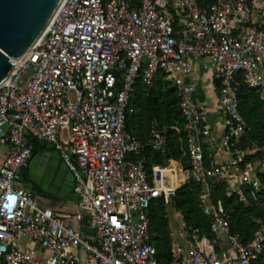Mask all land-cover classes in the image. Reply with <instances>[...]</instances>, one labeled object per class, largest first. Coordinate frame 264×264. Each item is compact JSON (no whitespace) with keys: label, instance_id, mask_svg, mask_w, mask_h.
<instances>
[{"label":"built area","instance_id":"2783aa9c","mask_svg":"<svg viewBox=\"0 0 264 264\" xmlns=\"http://www.w3.org/2000/svg\"><path fill=\"white\" fill-rule=\"evenodd\" d=\"M202 59L216 68L226 119L220 142L231 152L225 164L206 161L208 107L187 81ZM10 62L0 87V264H79L76 248L97 264H159L149 208L157 199L171 205L190 177L205 187L210 235L191 228L189 252L176 244L168 264H253L262 254L264 231L245 242L209 195L211 183L228 182L230 172L241 183L228 185L230 193L248 188L256 198L263 189L264 163L245 162L240 148L249 125L238 92L241 76L264 99V0H65L39 41ZM159 72L179 97L188 169L174 159L148 166L147 147L163 150L165 134L153 125L143 141L126 128L139 81L152 86ZM33 138L58 151L73 174L77 217L89 218L97 244L23 186Z\"/></svg>","mask_w":264,"mask_h":264},{"label":"trees","instance_id":"16d2710c","mask_svg":"<svg viewBox=\"0 0 264 264\" xmlns=\"http://www.w3.org/2000/svg\"><path fill=\"white\" fill-rule=\"evenodd\" d=\"M214 1L198 0L201 6ZM216 83L219 87V83ZM238 96L240 111L249 125V130L240 144V148L246 150L245 162L264 163V99L260 97L259 91L250 88L241 76ZM130 106L134 111L127 117V130L141 140L147 141L151 127L156 125L167 138L163 150L154 151L147 147L148 166L154 163L165 164L169 159H174L182 168H190V151L179 97L175 87L166 79L165 73L159 72L152 86H147L140 80L135 93L131 96ZM205 158L208 163L212 160L206 146ZM259 178L263 189L257 193L256 198L248 188L242 189L241 193H230L227 189L228 182L210 185L209 200L230 213L232 231L239 233L245 242L253 241L259 232L264 231V170L260 172ZM203 189V184L190 177L178 189L171 205H166L163 199H157L151 204L148 213L151 222V242L156 247L159 264H168L172 260L168 206L182 214L188 230L200 227L202 234L210 235V219L202 210V196L205 193ZM33 191L50 200L56 199L40 190ZM253 264H264V240L262 254Z\"/></svg>","mask_w":264,"mask_h":264},{"label":"water","instance_id":"95a60500","mask_svg":"<svg viewBox=\"0 0 264 264\" xmlns=\"http://www.w3.org/2000/svg\"><path fill=\"white\" fill-rule=\"evenodd\" d=\"M64 0H0V87L8 80L10 58L33 47L57 14ZM27 173L44 194L78 203L75 179L58 151L36 139Z\"/></svg>","mask_w":264,"mask_h":264},{"label":"crops","instance_id":"0c3cea01","mask_svg":"<svg viewBox=\"0 0 264 264\" xmlns=\"http://www.w3.org/2000/svg\"><path fill=\"white\" fill-rule=\"evenodd\" d=\"M215 70L216 68L213 64H211V62H209L207 59H202L198 62V70L196 71V73L188 77L187 81L192 83L195 87L194 98L204 103L208 107L207 120L212 125V136L211 139L206 143V148L211 154V158L213 161H215V163L225 164L228 158L230 157L231 152L229 151L228 148H225L220 142L221 137L226 128V119L223 112L221 111V107L219 103V94H218L219 88L214 79ZM39 143L45 144L43 142H39ZM47 146L49 149L53 150L51 146L49 145ZM228 184L232 187L239 188L241 185L239 175L230 172L228 178ZM42 203L43 205L51 208L58 207L57 209L54 208V210L65 216L64 221L66 223L72 224L77 228H79L84 233V235L88 237V240H90L94 244H97L98 236L95 234L94 230L90 227L89 218L87 216H83L81 219L77 217L79 213L77 203H73L60 198H56L55 200L49 199V201L44 199V202L42 201ZM176 212L179 213V211ZM167 218L169 224V237L171 239L172 249L176 244H181L186 248L187 252H189L190 242H189L188 234L184 232L182 233L180 230L174 233L173 232L174 229L172 228L169 222L168 211H167ZM179 220L182 221V227H184L185 229L186 224L183 220V216L182 219ZM180 228L181 227H179V229ZM87 232H88V236H87ZM22 246L25 248L30 246V244L27 242H22ZM221 248L224 250L228 248L227 239L225 237L221 238ZM74 252L78 258L79 264H97L93 259L92 255L89 252L85 251L84 249L76 248L74 249ZM39 256L45 257L47 256V253L42 251L39 253Z\"/></svg>","mask_w":264,"mask_h":264},{"label":"rangeland","instance_id":"374dc122","mask_svg":"<svg viewBox=\"0 0 264 264\" xmlns=\"http://www.w3.org/2000/svg\"><path fill=\"white\" fill-rule=\"evenodd\" d=\"M208 60V59H207ZM209 61V60H208ZM210 62V61H209ZM212 64V63H211ZM205 191V187H204V189H203V192ZM36 198L38 199V200H41L42 198H43V196L42 195H37L36 196ZM42 201L44 202V199H42ZM55 209H57L58 207H54ZM53 208V209H54ZM167 211H168V215H169V222H170V225L172 226V228L174 229V233H176V232H178L179 230L183 233H186V234H188V236H189V230H188V228L186 227L185 229H184V227H182V221L181 220H179V219H182V216H181V213L179 212H176V210H175V208H173V207H171V206H168L167 207ZM178 217H179V219H178ZM181 227L180 229H179V227ZM87 236H88V232H87Z\"/></svg>","mask_w":264,"mask_h":264},{"label":"flooded vegetation","instance_id":"af4514ba","mask_svg":"<svg viewBox=\"0 0 264 264\" xmlns=\"http://www.w3.org/2000/svg\"><path fill=\"white\" fill-rule=\"evenodd\" d=\"M30 165V164H29ZM29 166L26 167V168H23L19 175H20V179H21V182L23 184L24 187H26L27 189H31V190H41V187L39 185H37L31 178H29L28 176H24L23 175L25 173H27V170H28ZM45 200L49 201L48 198L46 197H43Z\"/></svg>","mask_w":264,"mask_h":264},{"label":"bare ground","instance_id":"6f19581e","mask_svg":"<svg viewBox=\"0 0 264 264\" xmlns=\"http://www.w3.org/2000/svg\"><path fill=\"white\" fill-rule=\"evenodd\" d=\"M64 2H65V0L63 1V3H64ZM62 5H63V4H62ZM62 5H61V6H62ZM60 9H61V7L59 8V10H60ZM59 10H58V12H59ZM58 12H57V13H58ZM40 38H41V37H40ZM38 41H39V40H38ZM38 41H37V42H38ZM37 42H36V43H37ZM30 48H31V47H30ZM30 48H28V49L24 52V54H22L18 59L15 58V57H11V58H12V59L14 58V59H16V60L21 59L22 57H24V56L26 55V53L30 50ZM7 81H8V80H7ZM7 81H6V82H7ZM6 82H5L4 84H6ZM4 84H3V85H4ZM3 85H2V86H3Z\"/></svg>","mask_w":264,"mask_h":264}]
</instances>
